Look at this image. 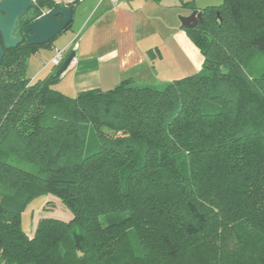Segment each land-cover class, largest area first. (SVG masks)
<instances>
[{
	"label": "trees",
	"instance_id": "obj_1",
	"mask_svg": "<svg viewBox=\"0 0 264 264\" xmlns=\"http://www.w3.org/2000/svg\"><path fill=\"white\" fill-rule=\"evenodd\" d=\"M223 1L183 27L202 70L163 90L129 79L68 97L55 88L59 68L26 73L60 35L5 50L0 262L264 264V71H248L264 55V0ZM56 4L34 0L16 35ZM47 196L71 215L36 220L30 238L21 214Z\"/></svg>",
	"mask_w": 264,
	"mask_h": 264
},
{
	"label": "crops",
	"instance_id": "obj_2",
	"mask_svg": "<svg viewBox=\"0 0 264 264\" xmlns=\"http://www.w3.org/2000/svg\"><path fill=\"white\" fill-rule=\"evenodd\" d=\"M54 1L67 6L72 3L71 0ZM223 2L124 0L111 5L108 0L102 3L84 0L83 9L77 7L78 3L74 6V18L85 16V23L67 44L77 39L78 49L56 90L74 97L90 89L109 91L129 79L136 86L156 89L198 74L204 57L189 41L180 18ZM55 49L61 47L52 45L41 49L29 59L26 72L29 79L44 78L50 73V67L45 65L54 57ZM32 228L30 238L34 234L35 228Z\"/></svg>",
	"mask_w": 264,
	"mask_h": 264
},
{
	"label": "water",
	"instance_id": "obj_3",
	"mask_svg": "<svg viewBox=\"0 0 264 264\" xmlns=\"http://www.w3.org/2000/svg\"><path fill=\"white\" fill-rule=\"evenodd\" d=\"M32 5V0H0V61L5 56V50L15 49L25 43L26 46H42L54 41L73 23V9L62 3L40 19L33 21L23 29L18 36V21L26 14ZM201 11H194L190 16L180 18L184 28H194L203 22ZM76 54L71 53L59 67L58 76H62L70 67Z\"/></svg>",
	"mask_w": 264,
	"mask_h": 264
},
{
	"label": "rangeland",
	"instance_id": "obj_4",
	"mask_svg": "<svg viewBox=\"0 0 264 264\" xmlns=\"http://www.w3.org/2000/svg\"><path fill=\"white\" fill-rule=\"evenodd\" d=\"M84 4L81 2L78 4L77 7H80V9H83ZM74 23L72 27L63 32L55 41L54 45L61 47V49L65 48V45H67L70 40L74 37V32L76 33L77 30H79L85 23V16H79L77 15V18H74ZM249 72H252L255 74V76L259 73H262L264 71V55H261L260 60L253 63L251 67L248 70ZM163 88H156L157 90H163ZM93 146L86 148L85 153H90V151H94L95 148H92ZM9 163L16 165L17 167H20L21 169H24L29 172L36 173V168L30 164H27L26 162L20 161V160H14L13 158L9 160ZM50 203L52 204L51 210H45L46 204ZM69 211L64 207V205L61 203V201L58 200V198H54L53 196H47V197H40L36 200L29 203L28 207L23 211L21 214L22 218V228L25 230L26 233L31 234L33 231V226L38 219L42 218H54L62 221H67ZM71 213H69V216Z\"/></svg>",
	"mask_w": 264,
	"mask_h": 264
},
{
	"label": "built area",
	"instance_id": "obj_5",
	"mask_svg": "<svg viewBox=\"0 0 264 264\" xmlns=\"http://www.w3.org/2000/svg\"><path fill=\"white\" fill-rule=\"evenodd\" d=\"M34 0H32L33 2ZM72 1V4L73 2H78V3H81L83 2L84 0H71ZM100 3H102L104 0H99ZM110 3H112L111 5H115V4H118L120 3L121 1H124V0H108ZM45 15V14H44ZM78 49V46H77V39H75V41H73L70 45H67L66 48H63V49H55V54H54V57L51 58L50 62L48 64L45 65V67H55V68H59L63 62L65 61V58L68 57L71 53H75L76 50Z\"/></svg>",
	"mask_w": 264,
	"mask_h": 264
}]
</instances>
